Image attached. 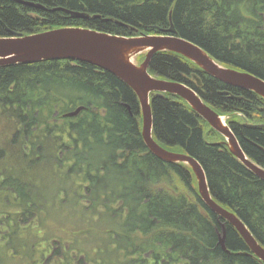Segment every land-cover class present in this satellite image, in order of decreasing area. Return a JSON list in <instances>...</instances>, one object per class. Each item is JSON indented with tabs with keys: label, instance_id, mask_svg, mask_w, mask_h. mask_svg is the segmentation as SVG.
I'll use <instances>...</instances> for the list:
<instances>
[{
	"label": "trees",
	"instance_id": "trees-1",
	"mask_svg": "<svg viewBox=\"0 0 264 264\" xmlns=\"http://www.w3.org/2000/svg\"><path fill=\"white\" fill-rule=\"evenodd\" d=\"M24 1L46 10L0 0V37L67 26L123 36L162 34L160 29L172 22L180 37L223 66L264 80V0ZM148 72L191 87L226 116L246 156L264 168V98L221 82L171 51L155 53ZM149 101L155 141L196 158L211 196L264 246V180L231 153L224 137L183 98L153 92ZM81 104L85 109L77 116H63ZM141 130L136 94L108 70L75 59L0 65V229L10 231L3 239L13 251L7 255L23 256L29 250L44 259L47 248L60 254L64 247L61 261L66 263L80 251L83 264H263L229 223L228 251L221 248L223 219L201 200L190 166L158 158ZM123 172L120 181L112 177ZM119 200L127 207L130 228L141 231L137 238L144 237L129 241L122 249L130 255L124 257L109 252L117 243L109 244L112 233L103 226L107 211ZM50 215L59 221L53 224L62 223L63 215L77 223L83 215L79 232L88 227L108 241L94 252L86 244L77 250L79 244H71L74 234L71 243L54 236L61 230L51 232L56 226L50 227Z\"/></svg>",
	"mask_w": 264,
	"mask_h": 264
},
{
	"label": "water",
	"instance_id": "water-1",
	"mask_svg": "<svg viewBox=\"0 0 264 264\" xmlns=\"http://www.w3.org/2000/svg\"><path fill=\"white\" fill-rule=\"evenodd\" d=\"M15 1L46 10V7L40 3ZM56 9H62L75 18L89 17V14L85 12L70 9L52 8L51 10ZM160 30L163 34L128 37L89 28L62 27L28 35L4 36L0 37V65L36 62L44 59H75L89 62L115 74L134 91L139 100L142 116L141 131L147 148L164 161L185 163L190 166L196 176L198 193L204 203L233 225L253 253L264 262V248L245 224L211 197L207 177L200 162L188 154L168 150L155 141L152 136L150 93L167 92L182 97L213 129L226 138V144L231 153L262 179H264V168L245 155L223 117L207 105L193 89L181 82L155 78L149 74L148 67L155 53L171 51L195 62L221 82L253 91L262 98H264V80L248 71L221 65L201 47L180 37L173 24ZM142 52H145L144 60L140 64H135L132 57ZM198 84H200L199 80ZM83 108L78 106L65 113V116H75ZM225 239L226 226L225 223H221L218 243L223 250L226 249Z\"/></svg>",
	"mask_w": 264,
	"mask_h": 264
},
{
	"label": "rangeland",
	"instance_id": "rangeland-1",
	"mask_svg": "<svg viewBox=\"0 0 264 264\" xmlns=\"http://www.w3.org/2000/svg\"><path fill=\"white\" fill-rule=\"evenodd\" d=\"M67 27H74V26H67ZM83 28V27H82ZM50 30V29H49ZM102 32V31H101ZM163 32V31H162ZM157 34H160V33H157ZM163 34V33H162ZM144 35V34H143ZM145 35H155V34H145ZM140 36V35H139ZM129 37V36H128ZM191 42V41H190ZM205 51V50H204ZM206 52V51H205ZM144 57H145V52H142L136 56H133L132 57V61L135 63V64H140L143 60H144ZM193 62V61H192ZM218 62V61H217ZM195 63V62H193ZM196 64V63H195ZM201 70H203L198 64H196ZM222 65V64H221ZM232 68V67H230ZM204 71V70H203ZM206 72V71H204ZM207 73V72H206ZM209 74V73H207ZM210 75V74H209ZM212 76V75H211ZM214 77V76H213ZM195 78H196V81L198 83V80L200 81V79L197 77V75L195 74ZM262 79V78H261ZM170 81H173V80H170ZM178 82V81H177ZM201 82V81H200ZM182 83V82H181ZM184 84V83H183ZM186 85V84H185ZM188 86V85H187ZM189 87V86H188ZM191 88V87H190ZM192 89V88H191ZM153 93V92H151ZM150 93V94H151ZM241 97V96H239ZM182 98V97H181ZM150 99V98H149ZM242 99V97L240 98ZM208 105V104H207ZM78 106H83L84 108L81 110L83 111L85 109V106L83 104L81 105H78ZM76 106V107H78ZM75 107V108H76ZM211 107V106H210ZM75 108L67 111V112H70L72 110H74ZM212 108V107H211ZM214 111H216L214 108H212ZM80 111V112H81ZM65 112V113H67ZM79 112V113H80ZM217 112V111H216ZM65 113L63 114L64 117H75V116H65ZM141 113V111H140ZM218 113V112H217ZM219 114V113H218ZM220 115V114H219ZM223 119L225 120L226 122V116H223ZM203 118V117H202ZM204 119V118H203ZM205 120V119H204ZM206 121V120H205ZM207 122V121H206ZM208 123V122H207ZM209 124V123H208ZM227 124V123H226ZM228 125V124H227ZM141 126H142V116H141ZM210 126V124H209ZM211 127V126H210ZM212 128V127H211ZM215 130V129H214ZM218 132V131H217ZM220 133V132H219ZM221 134V133H220ZM141 135H142V131H141ZM222 135V134H221ZM223 136V135H222ZM224 137V136H223ZM143 138V137H142ZM157 142V141H156ZM224 142L226 143L227 140L225 139L224 137ZM227 145V144H226ZM162 146V145H161ZM165 148V147H164ZM167 149V148H166ZM169 150V149H168ZM172 151V150H171ZM175 152H179V151H175ZM257 164V163H256ZM259 165V164H258ZM260 166V165H259ZM261 167V166H260ZM263 168V167H262ZM253 172V171H252ZM193 173V171H192ZM107 174V173H106ZM105 174V175H106ZM194 174V173H193ZM104 175V176H105ZM103 176V174H102ZM111 176V175H110ZM125 177V173L123 172L120 177H118L117 175H112V177H115L117 178V180L120 181V179H123L121 177ZM194 179L196 181V176L194 174ZM262 179V178H261ZM264 180V179H263ZM195 184H197V182H195ZM194 186L192 185L191 188H193ZM196 188H197V192H198V186L196 185ZM185 192L187 195H190L192 192L190 191V188H189V191L187 190V188L185 189ZM211 195V194H210ZM212 197V196H211ZM201 198V197H200ZM213 198V197H212ZM214 199V198H213ZM202 200V199H201ZM215 200V199H214ZM203 201V200H202ZM216 201V200H215ZM204 202V201H203ZM217 202V201H216ZM116 204L113 205L112 209L108 210L107 213H109L107 215V218L105 219V222H104V227H106L107 229H110V232L112 233L111 235V238L110 236H108L110 238V242L109 244L110 245H114L113 242H116L117 243V247L115 246L114 248H110L108 249L109 252H115V254L119 257H124L125 255H130V251L129 250H126L125 248V245H128V242L129 241H134L136 239H142L144 237H138L137 236L139 235V232H141L140 230L137 231V230H132L130 227L129 224V221H128V217H127V207H121L122 203L121 201L119 200L118 202H115ZM218 203V202H217ZM121 204V205H119ZM219 205H221L220 203H218ZM206 205V204H205ZM207 206V205H206ZM222 206V205H221ZM223 208H225L224 206H222ZM210 209V208H209ZM226 210H228L229 212L233 213L237 218H239L234 212H232L231 210L225 208ZM211 210V209H210ZM212 211V210H211ZM214 212V211H213ZM215 213V212H214ZM216 214V213H215ZM218 215V214H217ZM62 216V215H61ZM219 216V215H218ZM85 217V216H79L77 217L76 219V222L77 223H74L73 220H69V216H66V215H63L61 217V220H63L62 223H59V224H53V223H56L58 220L56 217H54L53 215H50V222L51 223V226L50 227H54L52 230H57V231H52V233L54 232H58L59 230H61V232L59 233H55V237H57L58 235V238H60L61 240H65L67 243H71L69 242V236H72L73 234L75 235V242L74 243H71V244H74L75 243H78V249H81V246H83L84 244H86L88 246L89 249H92V252H94V250L96 248L94 247H101L102 244H106L105 241H108L107 239V236H105L103 239V235L102 233H98V232H94L92 229H89L88 227H86V229L88 231H85V233H81L79 232V229H80V224L81 221H82V218ZM220 218H222L221 216H219ZM66 219H68L66 221ZM223 219V218H222ZM240 219V218H239ZM241 220V219H240ZM242 221V220H241ZM59 222V221H58ZM243 222V221H242ZM221 223H225V226H226V223H229L228 221H226L225 219H223V221L220 222V230L218 232V239H219V233L221 232ZM244 223V222H243ZM84 224V223H83ZM230 224V223H229ZM33 225H29L28 226V230L32 229ZM233 226V225H232ZM246 226V225H245ZM234 227V226H233ZM247 227V226H246ZM235 228V227H234ZM248 228V227H247ZM59 229V230H58ZM236 229V228H235ZM27 229H22V231H26ZM237 230V229H236ZM249 230V229H248ZM250 231V230H249ZM10 233V231H8V229H0V264H61V263H64V264H83V263H86L84 258L79 254L80 251H76L74 253V255L71 257H69V262H64V261H61V258H64V253H65V248L63 247V251L60 253V254H54L53 253V247H50V248H47V251L49 253H47V255L44 257V259L42 258H38L39 256H37V254L35 255L34 253H31V254H28L30 251L27 250L26 253H23V256H19V255H14V256H9L7 255L6 252H8L9 254L13 253V251H11L8 247V245H6L8 243V241L4 240L3 236L7 235V233ZM110 232H108L109 234H111ZM238 232V231H237ZM8 233V234H9ZM28 233V236H27V240H30L32 238V234H29V231H27ZM226 233H227V227H226ZM239 233V232H238ZM251 233V232H250ZM240 234V233H239ZM252 234V233H251ZM14 235H18V231H15V234ZM253 235V234H252ZM130 236H133V238L131 239ZM140 236V235H139ZM147 236V235H146ZM145 236V237H146ZM241 236V235H240ZM20 237V236H19ZM62 237V238H61ZM242 237V236H241ZM254 237V236H253ZM45 238V237H44ZM42 238V239H44ZM255 238V237H254ZM256 239V238H255ZM40 240V239H39ZM103 241V242H100V241ZM244 240V239H243ZM257 240V239H256ZM45 241V240H44ZM52 241V240H50ZM30 242V241H28ZM258 242V241H257ZM246 243V242H245ZM259 243V242H258ZM226 244V243H225ZM260 244V243H259ZM108 245V244H107ZM247 245V244H246ZM263 248L264 246L262 244H260ZM248 246V245H247ZM123 247H125L124 249H122ZM249 248V247H248ZM250 249V248H249ZM61 251V250H60ZM225 251H228L227 249V246H226V249ZM250 251L252 252V254L254 255V257H256L260 262H262L264 264V262L262 260H260L254 253L253 251L250 249ZM16 252V251H15ZM58 260V261H57ZM130 260V259H129ZM122 263V262H120Z\"/></svg>",
	"mask_w": 264,
	"mask_h": 264
},
{
	"label": "bare ground",
	"instance_id": "bare-ground-1",
	"mask_svg": "<svg viewBox=\"0 0 264 264\" xmlns=\"http://www.w3.org/2000/svg\"><path fill=\"white\" fill-rule=\"evenodd\" d=\"M170 24H173L172 22L170 23ZM59 28H62V27H59ZM83 28H87V27H83ZM54 29H56V28H54ZM90 29V28H89ZM46 31V30H45ZM112 34V33H111ZM16 35H18V34H16ZM20 35H25V34H23V33H20ZM26 35H28V34H26ZM231 129V128H230ZM232 131V130H231ZM233 132V131H232ZM237 138V137H236ZM226 139V138H225ZM238 140V139H237ZM158 143V142H157ZM243 150V149H242ZM246 155V154H245ZM243 164V163H242ZM196 182H197V180H196ZM198 186V185H197Z\"/></svg>",
	"mask_w": 264,
	"mask_h": 264
}]
</instances>
